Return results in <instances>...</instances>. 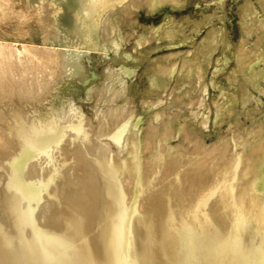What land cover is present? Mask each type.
<instances>
[{
    "label": "rangeland",
    "instance_id": "374dc122",
    "mask_svg": "<svg viewBox=\"0 0 264 264\" xmlns=\"http://www.w3.org/2000/svg\"><path fill=\"white\" fill-rule=\"evenodd\" d=\"M89 2L0 0V72L3 68H9L11 74L22 69L52 70L47 90L38 92L40 99L30 96L22 100L13 91L14 98L12 94L0 98V115L17 106L32 115L50 113L68 126L81 128L84 138L96 131L93 136L105 142L111 157L126 166H130V159L131 166L140 163L142 169H150L152 179H160H155L158 185L168 176L164 178V168L168 165L167 170H173L175 156L181 155L176 160L186 157L181 160L182 166L195 161L199 167L197 161L213 150L208 152L210 156L217 152L218 156L214 159L206 154L208 160L203 163L211 165L199 161L201 167L216 170L217 161L226 158L237 167L235 173L240 185L248 190L247 197L251 200L253 194L256 201H264V0H116L97 13ZM77 16L81 20L77 21ZM9 59L16 60L13 67ZM43 62L49 63L48 68ZM31 77L27 84H34ZM125 123L129 128L125 139L114 140L112 134ZM159 128L169 132L168 136L157 131ZM152 129L162 135L152 131V137L148 136ZM162 136L168 145L161 151ZM144 145L149 146L146 149ZM190 145L200 148L195 146L194 154H190ZM174 148L177 155L173 154L176 151L172 153ZM165 149L170 158L175 157L169 162ZM226 161L216 170L218 173L210 167L201 171L209 170L206 176L216 177L232 165ZM193 166L189 167L191 173H200V178L202 172L193 171ZM153 186L147 189L151 191Z\"/></svg>",
    "mask_w": 264,
    "mask_h": 264
},
{
    "label": "bare ground",
    "instance_id": "6f19581e",
    "mask_svg": "<svg viewBox=\"0 0 264 264\" xmlns=\"http://www.w3.org/2000/svg\"><path fill=\"white\" fill-rule=\"evenodd\" d=\"M88 1L96 13L116 2ZM48 62L43 64L46 63L47 67ZM15 63V59H9L10 67ZM43 64L41 66H45ZM48 70L22 69L11 74L9 68H3L0 72V98H8L13 91H17L15 94H19L16 95L19 99L27 100L30 96L40 99L38 92L47 90L52 76V70ZM28 77L34 84H27ZM13 95L11 98H14ZM0 121L3 122L0 127V264H264V201H256L258 198L254 199L253 194L251 200L247 197L248 190L240 185V178L235 173L237 167L232 162V167L227 166L220 175L215 174L218 175L216 177L205 174L209 170L218 173L216 170L226 161L228 152L225 149L226 153L222 152L224 161L219 153L223 163L220 165L221 161H217L219 157L215 160L219 163H214L216 170L204 166L210 169L201 171L204 170L201 164L213 150L205 149L204 152L207 150L209 153L203 156V160L197 161L202 169L195 161L193 163L197 168L190 164L195 169L193 171L200 169L202 172L199 178V171L197 175L189 169L192 168L188 166L192 161L186 162L187 166L183 162L185 165L182 166L181 160L186 157L176 160L181 155H177L175 147L172 153L176 151L173 154L177 156L172 157L177 166L172 163L173 170L170 168L169 174L168 163L162 158L167 165L164 166L167 173H161L164 178L165 174L168 176L162 185L161 181L158 185L155 179H160L150 177V169L147 171L145 168L147 165H143L145 169L138 162L131 166L133 160L127 157L131 163L126 166L121 160L111 157L105 142L93 136L96 131H92L95 133L89 138H84L81 128L68 126L64 123L66 121L58 120L50 113L32 115L17 106L10 108L7 114L2 113ZM127 128V123L116 128L112 134L114 140L121 141ZM152 131L147 135L152 137ZM165 131L161 133L168 136L169 132ZM151 137L147 138L149 142H152ZM166 139L159 145L160 150L163 145H168L165 144ZM149 145L144 146L153 149L152 143ZM199 146H196L197 150ZM183 147L187 153L193 148L190 154H194L195 148L191 145L188 150ZM197 150L195 153L200 152ZM217 151L221 152V149ZM163 153L161 155H166L168 151ZM216 155L210 157L215 159ZM169 156H165L170 159L168 162L172 160ZM227 157L228 160L230 156ZM205 162L203 165H211ZM153 183L157 185L153 186ZM259 184L261 186L262 182ZM151 186L149 191L147 188Z\"/></svg>",
    "mask_w": 264,
    "mask_h": 264
}]
</instances>
